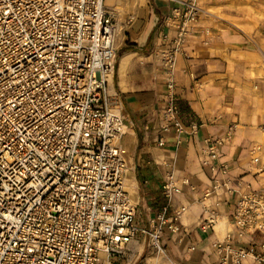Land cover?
Instances as JSON below:
<instances>
[{"label":"built area","instance_id":"obj_1","mask_svg":"<svg viewBox=\"0 0 264 264\" xmlns=\"http://www.w3.org/2000/svg\"><path fill=\"white\" fill-rule=\"evenodd\" d=\"M174 2L160 21L166 30L153 55L165 87L159 127L179 143L187 129L175 93L177 60L190 38L207 44L210 29L201 23L199 0ZM117 32L103 0H0V264H115L138 233L157 257L167 256L164 235L180 232L187 205L174 198L184 185L196 187L176 178L169 164L166 203L143 227L135 222L121 145L126 128L109 92ZM234 130L231 123L221 135H207L199 151L210 172L196 199L200 228L214 233L222 217L211 198L228 204L234 195L230 228L211 243L214 264H264V187L231 175L220 150ZM257 150L251 147V161L264 172ZM232 233L258 234L260 241L236 246Z\"/></svg>","mask_w":264,"mask_h":264},{"label":"crops","instance_id":"obj_2","mask_svg":"<svg viewBox=\"0 0 264 264\" xmlns=\"http://www.w3.org/2000/svg\"><path fill=\"white\" fill-rule=\"evenodd\" d=\"M203 2L208 12L202 22L210 29L209 42L201 44L197 36L190 38L186 55L177 60L175 93L187 133L176 143L172 132L166 133L159 127L165 87L162 70L153 55L160 35L166 30L160 21L169 13L174 0H103L105 6L113 9L118 27L109 92L118 101L126 128L121 145L127 163L125 178L135 182L134 203L137 209L138 205L142 208L146 223L164 206L162 181L166 164L173 166L176 178H186L196 187L191 191L184 185L182 193L174 198L175 205L185 204L187 210L181 217L180 232L167 233L162 239L167 257L176 264H214L217 259L211 243L219 236L214 227V233L200 228L203 213L196 202L210 182V172L198 159L207 135H221L228 124H235L229 142L220 147L231 175L241 177L251 188H260L264 181V172L258 171L259 162L253 163L249 156L255 144L258 150L253 152L264 163L261 159L264 132L257 128L264 122V103L251 88L238 82L229 67L227 59L239 40L219 15V0ZM160 136L164 139L161 145ZM234 198L230 196L228 204L215 205L213 198L208 201L226 220L225 231L230 228L228 219ZM170 213L168 210L167 214ZM231 236V243L236 246H252L260 241L258 234L238 238L232 233ZM189 245H194V249L188 250ZM115 264L120 263L116 260ZM245 264L254 263L247 259Z\"/></svg>","mask_w":264,"mask_h":264},{"label":"rangeland","instance_id":"obj_3","mask_svg":"<svg viewBox=\"0 0 264 264\" xmlns=\"http://www.w3.org/2000/svg\"><path fill=\"white\" fill-rule=\"evenodd\" d=\"M199 4L202 9L200 20L203 24V18L208 11L203 0H199ZM218 4L222 9H219V15L228 22L232 33L239 40L232 47L234 51L231 53V57L227 59L229 67L238 82L251 88L253 94L264 103V0H219ZM257 128L264 132V122H261ZM256 146L259 147L258 144ZM261 159L264 160V157ZM125 184L126 187H129L127 179ZM261 187H264V181H262ZM127 189L130 193V187ZM135 222L139 227L146 224L140 205L136 211ZM128 248L130 250L125 252L124 258H119L120 264H148L149 258L163 260L159 264H166L163 259L164 255L157 257L155 252L147 246V241L141 233L136 235Z\"/></svg>","mask_w":264,"mask_h":264},{"label":"bare ground","instance_id":"obj_4","mask_svg":"<svg viewBox=\"0 0 264 264\" xmlns=\"http://www.w3.org/2000/svg\"><path fill=\"white\" fill-rule=\"evenodd\" d=\"M111 79L112 77L110 76L109 79V84L111 86ZM112 87V86H111ZM129 187H130V194H131V198L132 200L135 202V190H134V181L133 180H129L127 179ZM127 187V188H129ZM225 228H226V220L223 217H219L218 219H216L215 224H214V229L216 231V233L218 234L219 237L223 236L225 233ZM131 246V245H130ZM165 259L166 264H173L172 261L170 260V258H168L167 256H163ZM163 260H156L155 258H149V263L148 264H159L161 263Z\"/></svg>","mask_w":264,"mask_h":264}]
</instances>
